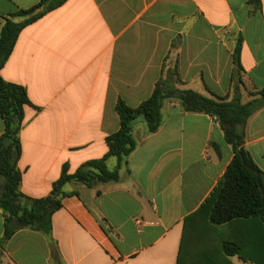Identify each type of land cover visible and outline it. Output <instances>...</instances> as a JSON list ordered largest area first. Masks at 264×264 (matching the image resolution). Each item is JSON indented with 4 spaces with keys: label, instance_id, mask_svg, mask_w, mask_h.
I'll return each mask as SVG.
<instances>
[{
    "label": "crops",
    "instance_id": "0c3cea01",
    "mask_svg": "<svg viewBox=\"0 0 264 264\" xmlns=\"http://www.w3.org/2000/svg\"><path fill=\"white\" fill-rule=\"evenodd\" d=\"M39 1L0 0V34L6 18ZM0 75L32 103L20 134V190L42 199L64 166L74 174L108 153L118 102L139 107L162 79L211 99L231 101L236 87L242 104L261 99L264 0H69L21 33ZM163 119L152 135L135 125L137 149L119 183L66 185L53 216L64 264H178L185 220L224 179L234 151L215 118L184 113L179 101L165 102ZM4 130L0 115V138ZM244 147L264 171V107L249 119ZM4 220L0 210V240ZM232 229L245 245V233ZM190 238L185 250H194ZM1 264L54 263L46 237L26 229L6 244Z\"/></svg>",
    "mask_w": 264,
    "mask_h": 264
},
{
    "label": "trees",
    "instance_id": "16d2710c",
    "mask_svg": "<svg viewBox=\"0 0 264 264\" xmlns=\"http://www.w3.org/2000/svg\"><path fill=\"white\" fill-rule=\"evenodd\" d=\"M68 1L40 0L33 8L5 19L0 34V72L21 33ZM251 1L259 3V0ZM241 48L242 39H239L234 54L238 69L241 68ZM260 95L261 99L242 104L240 90L236 87L231 101L211 99L191 90L177 89L171 77L162 79L151 97L139 107L130 108L122 100L118 102L116 112L120 129L107 138L109 151L103 158L85 162L74 174H69L68 167L64 166L51 194L34 199L21 192L23 175L19 169L25 108L32 103L24 87L8 83L0 75V115L5 125L0 138V210L5 215L0 264L6 244L16 233L26 229L43 234L49 242L53 263L64 264L53 238V216L62 208L63 199L69 196L64 190L66 185L78 182L93 188L119 183L122 169L127 167L130 156L137 149L135 125L143 120L147 134L157 133L163 125L165 102L171 100L179 101L184 113L215 118L234 151L224 179L205 203L185 220L178 264H232L228 257L233 256L245 262L264 264V171L244 147L248 121L264 107V91ZM110 160L117 162L115 169L109 167ZM236 224L242 227H235ZM229 228L245 233V245L232 240ZM190 234L194 250H185Z\"/></svg>",
    "mask_w": 264,
    "mask_h": 264
},
{
    "label": "rangeland",
    "instance_id": "374dc122",
    "mask_svg": "<svg viewBox=\"0 0 264 264\" xmlns=\"http://www.w3.org/2000/svg\"><path fill=\"white\" fill-rule=\"evenodd\" d=\"M236 83H238V80H236ZM144 124L145 126H146V124H145V122L143 121V120H139L138 122H137V124Z\"/></svg>",
    "mask_w": 264,
    "mask_h": 264
}]
</instances>
